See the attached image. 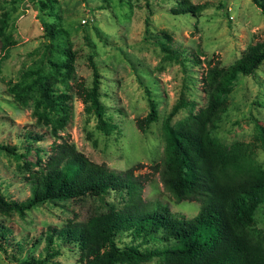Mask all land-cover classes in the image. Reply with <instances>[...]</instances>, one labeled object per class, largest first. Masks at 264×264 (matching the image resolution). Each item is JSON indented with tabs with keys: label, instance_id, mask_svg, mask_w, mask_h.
I'll use <instances>...</instances> for the list:
<instances>
[{
	"label": "rangeland",
	"instance_id": "1",
	"mask_svg": "<svg viewBox=\"0 0 264 264\" xmlns=\"http://www.w3.org/2000/svg\"><path fill=\"white\" fill-rule=\"evenodd\" d=\"M180 1L0 0V11H8L5 32L13 40L6 49H0V142L14 146V152L0 148V193L5 199L28 197L30 176L43 167L58 143L66 142L89 160L116 172L131 170L143 200L165 204L177 217L196 213L199 202L176 198L153 168L162 156V119L179 95L190 103L178 108L170 123L204 104L202 76L207 61L228 65L247 44L260 40L264 36V11L252 0H188L202 4V8L195 13L175 12L173 8ZM42 22L63 30L53 39L51 59L72 57L70 75H56L52 80L54 92L68 94L69 106L67 120L55 134L48 124L35 121L32 97L21 104L9 90V85L42 57L47 41ZM161 43L177 59L168 57ZM91 62L98 71V98L106 117L115 125L107 133L96 127L93 114L85 112L76 93L78 82L90 85ZM49 68L44 62L41 70ZM148 98L155 103L156 118L141 129L136 119L147 112ZM226 99V109L211 135L226 145L252 141L254 160L264 167L255 122H264V59L252 74H237ZM27 132L42 136L33 140ZM128 197L125 190L108 189L98 196L46 199L22 213L0 210V225L8 228L0 264H26L22 260L41 257L54 248L59 252L43 264H78L74 242L56 235L48 242L47 229L83 220L91 212L121 208ZM254 220L264 232V199L254 212ZM112 240L118 247L137 242L126 232H117ZM170 242L154 239L140 247ZM157 261L152 256L137 264Z\"/></svg>",
	"mask_w": 264,
	"mask_h": 264
},
{
	"label": "trees",
	"instance_id": "2",
	"mask_svg": "<svg viewBox=\"0 0 264 264\" xmlns=\"http://www.w3.org/2000/svg\"><path fill=\"white\" fill-rule=\"evenodd\" d=\"M15 1V0H13ZM264 11V0H252ZM200 3L181 0L175 12H197ZM8 11H0V49L13 40L5 32ZM47 41L42 57L33 68L9 85L13 97L25 104L32 101L35 121L49 125L56 133L68 117V94L54 92L56 75L69 76L71 55L62 61L51 59L53 39L62 28L42 22ZM161 49L170 58L177 56L165 44ZM264 59V36L245 46L241 55L228 65L207 61L202 76L204 104L196 111L170 123L178 108L190 103L179 95L161 122L163 150L153 164L164 186L178 199H193L199 208L191 217H177L168 206L157 201L143 200L131 170L116 172L103 163L89 160L66 142L58 143L54 154L43 167L30 176L31 193L23 200L5 199L0 193V210L22 213L46 199L98 196L106 190H125L128 200L121 208L109 207L89 213L83 220L68 222L57 228L49 227L45 238L52 235L71 240L78 248V264H137L156 256V264H264V232L255 226L254 212L264 199V167L255 162L252 141H233L226 145L211 135L227 106L226 94L232 89L237 74H252ZM44 62L50 68L42 72ZM90 85L76 84V93L83 109L93 114L96 127L104 133L114 128L106 117L104 104L98 98V71L92 62ZM62 68V69H60ZM156 118V106L148 98V110L136 119L143 129ZM257 138L264 150V122L256 120ZM41 133L27 132V137L39 139ZM0 148L14 152V146L0 142ZM1 226V225H0ZM7 226L0 227V249L4 250ZM117 232H126L136 243L118 247L112 240ZM162 239V246H143L148 240ZM58 248L41 257L26 258L22 263L43 264L58 253Z\"/></svg>",
	"mask_w": 264,
	"mask_h": 264
}]
</instances>
